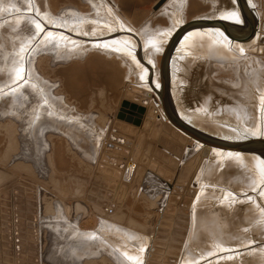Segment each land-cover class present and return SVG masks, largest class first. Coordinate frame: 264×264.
<instances>
[{
    "label": "rangeland",
    "instance_id": "374dc122",
    "mask_svg": "<svg viewBox=\"0 0 264 264\" xmlns=\"http://www.w3.org/2000/svg\"><path fill=\"white\" fill-rule=\"evenodd\" d=\"M158 1L0 0V264H18L15 188L24 199L21 219L26 221L33 209L38 217L35 264H264V226L258 223L264 225L262 175L236 156L225 155L227 160L218 154L220 149L203 144L193 148L198 141L167 119L146 132L128 128L129 123L122 127L104 115H113L119 101L135 94L129 86L145 88L139 66L126 53L91 39L113 33L108 27L114 22L118 28L116 15L136 35L158 41L178 20L217 21L233 13L243 18L237 0H166L154 9ZM252 1L255 11L251 8L249 18L253 22L257 15L258 34L248 39L250 44L241 40L239 57L228 56L235 51L228 43L211 49L212 57H205L202 45H196L201 54L177 59L173 81L170 77L183 112L198 116L199 127L217 137L228 134L225 124L249 128L261 119L264 124V0ZM249 18L247 25L239 22L243 26L232 31L234 36H248ZM160 43L140 52L144 62L152 61V77L158 83L168 46ZM158 108L162 112V106ZM113 128L125 129L126 137L139 143L136 175L127 184L115 173L123 169L101 162L92 167L91 157L82 156L83 147H96L99 139L101 159ZM130 148L126 162L134 145ZM100 164L106 169L99 172ZM166 177L173 187L183 185L181 198L190 199L188 207L169 199ZM257 186L263 193L256 198L252 191ZM231 191L239 197L235 201L230 200ZM106 204H113V210L107 206L106 213ZM23 226L21 264H32V241Z\"/></svg>",
    "mask_w": 264,
    "mask_h": 264
},
{
    "label": "water",
    "instance_id": "95a60500",
    "mask_svg": "<svg viewBox=\"0 0 264 264\" xmlns=\"http://www.w3.org/2000/svg\"><path fill=\"white\" fill-rule=\"evenodd\" d=\"M166 0H159L155 5L154 9H158L163 3H165ZM239 10L243 16V23L248 24L249 21L247 19L250 17V14L252 13V9L248 5L246 0H237ZM250 20V19H249ZM257 15L255 17V20L251 23L250 20V31L247 37H240V36H234L232 34V31L239 30L243 25L228 23L222 20L217 21H210V20H194L191 22L186 23L182 28L178 29L171 39L169 45L167 48L163 51L161 56V62H160V77H161V89L158 91V95L161 100V106H162V112L153 104H149V99L152 97V92L147 91L142 88H138L136 86H129V90L132 92H135L134 95L127 94L125 98L122 99L120 102V105L115 112L114 117L118 121H124L126 123L132 124L136 127H141L142 131H150L153 123H161L163 124L164 120L167 119L170 125H172L177 131H181L184 134L188 135L189 137L193 138L194 140L198 141L199 144L207 145L216 149H220L223 151H230V152H254L258 154L264 155V139L258 138V139H252V140H245V141H226L224 139H220L217 136H214L213 134L203 132L199 129H196L195 127H192L191 125L185 123L180 115L177 112L175 101L173 100L171 89H170V60L173 55L174 49L177 46V44L182 39L183 33L191 29L193 27L198 26H210V25H216L223 29L229 37L233 39H250L252 35L254 34L255 29L257 28L256 24ZM242 40V41H243ZM143 96V98H141ZM150 105V106H149ZM163 113V114H162ZM155 121V122H154ZM170 125H166L167 127H170ZM126 128V127H125ZM109 140L117 142L120 145H124L125 147H132L134 145V150L126 163V157L129 154V151L127 149H122L119 146H113L111 144H107V149L104 151V155L101 157L100 161L101 163H109L111 165H114L118 167L119 169H124V172L121 173L120 171H116V176H122L123 184H127L130 182L133 177L136 175L137 170V157L136 154L139 150V143L133 142L132 138H127L124 131H120L116 128L111 129L109 135ZM112 151V152H111ZM114 152V153H113ZM114 154V155H112ZM112 156V159L110 158ZM106 168L103 164H100L98 166V171H103ZM100 174V173H99ZM135 174V175H134ZM166 181L168 184V187L172 190V195H170L171 200L180 203V205L188 207L190 199L189 198H181V193L184 192V187L181 184H177V186L173 187V185L169 182L171 181V178L166 177ZM117 180V179H116ZM20 183H23L24 185L29 186L31 189H35V186L32 184H29L28 182H25L23 180H19ZM188 193L190 195L194 194V189L189 188ZM10 192H6V196L8 198ZM21 192L15 188L14 190V221H15V250L16 256H17V263L21 264L23 261L24 251V240L21 239V237L24 236L22 233L24 229V224L27 225V231L29 235H27V239L29 241L30 250L29 251V260H32L35 264V262L38 261L37 257L35 256L37 254L35 248H37V244L35 241L37 240V234H38V217L36 215L35 209H33V215H28V218L26 221L21 219V211L23 208L24 199L21 196ZM35 193H32V197H35ZM9 202L7 201V204ZM33 204H35L34 201H32ZM109 206L111 210H113L114 205H105L106 207ZM173 207L168 206L167 210H171ZM188 211V210H186ZM185 211V212H186ZM10 225V224H9ZM9 233H11V230L9 229ZM9 241L12 240V238H8ZM7 246L9 248H12V243H7ZM156 250L155 247L152 248V253L150 254V257H154Z\"/></svg>",
    "mask_w": 264,
    "mask_h": 264
},
{
    "label": "bare ground",
    "instance_id": "6f19581e",
    "mask_svg": "<svg viewBox=\"0 0 264 264\" xmlns=\"http://www.w3.org/2000/svg\"><path fill=\"white\" fill-rule=\"evenodd\" d=\"M248 2H249V6H250V8H252V9H254V7L252 6L253 5V1L252 0H248ZM255 4V3H254ZM111 9V8H110ZM239 9V8H238ZM240 11V10H239ZM254 11H255V9H254ZM235 12V11H234ZM113 13H115V12H113ZM229 14V13H228ZM231 14V13H230ZM234 14V15H233ZM232 15H230V16H225V17H223V19H218V20H222V21H225V22H228V23H233V24H238L239 25V22H242L243 21V18H241V16H240V14H236V13H233ZM236 14V15H235ZM115 15V14H114ZM227 15V14H226ZM50 18V17H49ZM116 18L118 19V28L117 29H115L114 27H117V26H112L113 25V23H111L110 25H109V27L108 28H112L111 30H113V33H111V34H109V35H106V36H97V35H95V36H97V38H91V39H93V40H101V41H104L105 43H107V44H111V46L113 45L115 48H117L119 51H120V53H126V56L135 64L136 63V65L137 66H139V68H140V71H141V75H142V83L144 84L143 86L145 87H143L144 89H146L147 91H151L153 94H152V97L149 99V101H150V103L149 104H153V105H155L157 108L158 107H161V100H160V97H159V93H158V91H159V89H161V83H158L157 82V80L156 79H153V73H152V71H151V65H152V61L149 59L147 62H144V60H143V58H142V53H140V52H142V51H144V49H145V47L146 46H151V45H158L160 42V44H164V45H169V43H170V41H171V39L173 38V36L175 35V33H176V31L178 30V29H180V28H182L184 25H185V23H183V21L182 20H178V22H176V25L173 27V29L171 30V31H169V32H165V33H162L161 35L163 36V40H159L158 41V39L157 40H155L154 38H151V39H147L146 38V40H145V38L143 37V36H138V35H136V33H134L133 31H132V29L129 27V26H127L126 25V23L124 22V21H122L121 20V18H119V17H117V15H116ZM219 18H221V17H219ZM205 19V18H204ZM237 19V20H236ZM250 19V18H249ZM251 20V19H250ZM211 21H213V20H211ZM214 21H216V20H214ZM236 21H238V22H236ZM109 22H111V21H109ZM252 23V22H251ZM43 27V26H42ZM105 28V27H104ZM107 28V27H106ZM258 28V27H257ZM44 30H46L47 32H49L50 34H53L54 35V33H57V32H55V31H52L51 29H47V27H45V29ZM110 30V31H111ZM114 30H117V31H114ZM64 31V30H63ZM250 31V30H249ZM44 33H45V31H44ZM43 34V33H42ZM65 33H63V32H58V35H60L61 37H64L65 35H64ZM255 34V35H254ZM254 36H253V40H255V38L257 37V32H256V30H255V32H254ZM89 37V36H88ZM90 38V37H89ZM199 39V40H198ZM148 40V41H147ZM151 40V41H150ZM241 40H243L242 38H240V39H233V38H231V37H229V35L223 30V29H221L220 27H218V26H216V25H210V26H201V27H193V28H191V29H188V30H186L184 33H183V35H182V39L180 40V42L177 44V46L175 47V49H174V52H173V55H172V57H171V60H170V74H171V80L173 79V75H174V73H175V69H174V67L176 66L175 65V63H177V59H180L181 57H183L184 55H192L193 57H194V55H196V54H198V52H200V49H198L197 50V48H196V45H200V47H201V45H202V50H201V52H202V54H204L205 55V57L207 56H213L212 55V53L210 52V50L212 49V50H216V48L217 47H219L218 45L219 44H222V43H220V42H223V43H228L235 51H233V52H230V53H228L229 55V57H239L240 55H241V53H243V52H238L240 49H242L244 46L241 44L242 42H241ZM251 40V39H250ZM250 40H246V42L247 41H249V44H250ZM100 42V41H99ZM127 42V43H126ZM130 42H135V43H133L134 45H133V48H131V49H129V51H128V45L130 44ZM244 42V41H243ZM31 45V44H30ZM207 45V46H206ZM244 45H246V44H244ZM108 46V45H107ZM139 47L138 49L136 48V47ZM162 46V45H161ZM32 47H34V46H32ZM157 47V46H156ZM198 47V46H197ZM109 48V47H108ZM114 48V49H115ZM162 48H164V47H162ZM246 48V47H245ZM27 49H30V46L28 47L27 46ZM111 49H113V47L111 48ZM230 49V48H229ZM243 50V49H242ZM242 50H240V51H242ZM29 51V50H28ZM32 51V50H31ZM162 51V50H161ZM160 51V52H161ZM25 52H27V50L25 51ZM201 52L199 53V54H201ZM23 53V52H22ZM146 53V52H145ZM26 54V53H25ZM27 55H28V52H27ZM27 55H26V57H27ZM149 55V54H148ZM227 56V57H228ZM26 57H25V59H26ZM149 57V56H148ZM193 57H191V58H193ZM196 57L197 56H195V58H193V60L194 59H196ZM202 57V56H201ZM28 58V57H27ZM149 58H151V57H149ZM29 59V58H28ZM182 59V58H181ZM231 59V58H230ZM147 60V59H146ZM188 60V59H187ZM26 61V60H25ZM28 61V60H27ZM26 61V62H27ZM181 61H183V59L181 60ZM194 62V61H193ZM179 64H180V62H179ZM27 66V65H26ZM177 68H178V65H177ZM179 72V71H178ZM177 72V73H178ZM182 73V72H181ZM177 76V75H176ZM156 78V77H155ZM176 79V78H175ZM173 81V80H172ZM176 80H174V82H175ZM176 83V82H175ZM177 83H178V81H177ZM180 83V82H179ZM171 84H172V82H171ZM172 86V88H170L171 89V93H172V97H173V100L175 101V104H176V108H177V112H178V114L180 115V117H181V119L185 122V123H187V124H189V125H191L192 127H195L196 129H199V130H201V131H203V132H206L207 133V131H204V130H202V128H200L199 127V125H201V123L200 122H202V120L201 119H199V117L198 116H195L194 114H186L185 112H183V111H185V110H183V108L178 104V99L179 98H177V95L175 94V91L173 90V85H171ZM262 94H264V93H262ZM155 95H158V98H159V100H158V98H157V96L155 97ZM262 97H264V95L262 96ZM141 98H143V96H141ZM155 99V101H152V100H154ZM257 101H258V99H257ZM182 105V104H181ZM150 106V105H149ZM257 106V105H256ZM263 107V106H262ZM159 109V108H158ZM263 109V108H262ZM259 111V110H258ZM196 112V111H195ZM200 112V111H199ZM220 112V111H219ZM249 112V111H248ZM202 113V112H201ZM257 113V112H256ZM262 113V112H261ZM204 113H202V115H203ZM209 114H210V112H209ZM208 114V115H209ZM214 114V113H213ZM260 114V113H259ZM262 114H264V113H262ZM191 115H193V116H195V117H192ZM244 115V114H243ZM259 116V115H258ZM202 117V116H201ZM215 117V116H214ZM257 117V116H256ZM256 117H255V119H256ZM203 118V117H202ZM229 118V117H228ZM233 118V117H232ZM231 118V119H232ZM263 118V117H262ZM204 119V118H203ZM254 119V121H256ZM214 120V119H213ZM224 120V119H223ZM234 120V119H233ZM215 121H218V120H215ZM226 121V120H225ZM261 122H259L258 124H252V126L251 127H249V128H238V127H236V126H233V125H229V124H225L224 126H225V130L228 132V134H225V135H221L222 137H218V138H220V139H224V140H226V141H245V140H252V139H258V138H261V139H264V124H262L263 123V121H262V119L260 120ZM237 123H239V122H237ZM218 127H220L219 125H217ZM223 126V127H224ZM215 131V130H214ZM181 132V131H180ZM217 133V132H216ZM211 134V133H210ZM214 134V133H213ZM191 140H193L192 138H191ZM196 141V140H195ZM196 146H199V143H195L194 145H193V148H195ZM201 146V145H200ZM196 149V148H195ZM218 150V149H217ZM191 151V150H190ZM214 151V150H213ZM215 152H217V151H214V153ZM220 153H222L224 156L225 155H228L229 157H230V155H233V156H236L237 157V159H235L233 156V158L235 159V160H239L240 162H242L241 164H245V165H249V166H251V167H253V169L257 172V174L259 175V177L261 176V178H259L260 179V188L262 187V186H264V155L263 154H259V156H257L256 154H258V153H255L254 154V152H245V153H242V152H230V151H223L222 150V152L220 151L218 154H220ZM213 155V154H212ZM222 155V156H223ZM216 156H218L217 155V153H216ZM226 157L227 158V160H228V158L229 157ZM220 157V156H219ZM218 157V158H219ZM218 158L216 157V159L218 160ZM225 158V159H226ZM220 159H222V158H220ZM219 159V160H220ZM229 160H232V158L231 159H229ZM235 160H234V162H235ZM220 162V161H219ZM221 162H223V161H221ZM225 162H227L226 160H225ZM232 162V161H231ZM239 162V163H240ZM222 164V163H221ZM243 166V165H242ZM244 167V166H243ZM251 167H249V168H251ZM248 168V167H247ZM249 173H250V171H249ZM203 182V181H202ZM254 182V181H253ZM258 182V181H257ZM257 182H255V183H257ZM249 183H250V181H249ZM201 184V183H200ZM199 184V185H200ZM204 184V183H203ZM259 184V183H258ZM256 185V184H255ZM253 186H254V184H253ZM252 187V186H251ZM255 189H253V191L251 190L252 188H250V190L252 191V193H254V195L256 194V193H259V191H261L262 193H263V189H260L259 190V187L257 186V187H254ZM263 190V191H262ZM231 192H233V191H231ZM248 192V191H247ZM231 194V198H230V200L231 201H235V199L236 198H239V197H235L236 196V194H234V192L233 193H230ZM250 194V193H249ZM264 194V193H263ZM242 195V194H241ZM243 196V195H242ZM246 196V195H245ZM256 196V198H257V195H255ZM261 196H263V198H264V195H262L261 194ZM248 197H253L252 195H250V196H247V199H248ZM233 198H234V200H233ZM255 198V200L256 201H254V202H257V199ZM259 198V197H258ZM261 199H262V197H260ZM242 199V198H241ZM245 199V198H244ZM253 199V198H252ZM261 199H259V200H261ZM238 200V199H237ZM236 200V201H237ZM258 200V201H259ZM239 201H241V200H239ZM242 201H246V200H242ZM248 201H249V199H248ZM253 201V200H252ZM262 201H264V200H262ZM226 202V201H225ZM252 205V204H251ZM258 206H259V204H258ZM257 206V207H258ZM252 207V206H251ZM254 210V209H253ZM252 210V211H253ZM256 211V210H255ZM262 212H263V210H262ZM258 213V212H257ZM255 214V213H254ZM264 216V215H263ZM262 216V217H263ZM259 220V219H258ZM263 221V220H262ZM255 223H257V222H255ZM258 223H260V227L259 228H261V227H263L264 225H262L261 226V224H263L262 222H258ZM257 225V224H256ZM246 230V229H245ZM247 232V231H246ZM248 235V234H247ZM245 236V235H244ZM247 237V236H246ZM246 240V239H245ZM249 241V240H248ZM247 242V241H246ZM243 243V242H242ZM245 243V242H244ZM254 244H256V243H254ZM253 244V245H254ZM258 244V243H257ZM240 245V244H239ZM238 245V246H239ZM251 246V245H250ZM257 246V245H256ZM249 247V246H248ZM255 247V246H254ZM222 248H224V247H222ZM227 247H225L224 249H226ZM231 248H233V247H231ZM230 248V249H231ZM244 248V247H243ZM246 248V247H245ZM262 248V247H261ZM223 249V250H224ZM234 249L236 250V246L234 247ZM253 249V248H252ZM254 249H256V250H258V247L257 248H254ZM264 249V248H263ZM263 249H262V251H263ZM220 250H222V249H220ZM240 250V249H239ZM255 250V251H256ZM229 251V250H228ZM231 251V250H230ZM255 251H253V252H255ZM259 251H261V249L259 248ZM222 252H226V250H224V251H222ZM241 252V251H240ZM245 252V251H244ZM237 253V252H236ZM248 253V250H247V252H246V254ZM249 253H251V251H249ZM264 253V252H263ZM220 254V253H219ZM232 254H234V253H232ZM242 254H244L243 252H242ZM261 254V253H260ZM223 255H225V254H223ZM229 255V254H228ZM227 255V256H228ZM231 255V254H230ZM237 255V254H236ZM254 255H256V254H254ZM233 256V258H234V256H235V254L234 255H232ZM238 256V255H237ZM239 257V256H238ZM260 257H263V256H261L260 255ZM224 258H226V256L224 257ZM223 258V259H224ZM229 258H231L232 259V257L231 256H229ZM209 259V258H208ZM226 259H228V257L226 258ZM238 259V258H237ZM240 259V258H239ZM222 260V259H221ZM211 262H212V260H210ZM210 261H207V264H211V262ZM209 262V263H208ZM239 262V261H238ZM237 263V262H236ZM241 263V262H240Z\"/></svg>",
    "mask_w": 264,
    "mask_h": 264
},
{
    "label": "crops",
    "instance_id": "0c3cea01",
    "mask_svg": "<svg viewBox=\"0 0 264 264\" xmlns=\"http://www.w3.org/2000/svg\"><path fill=\"white\" fill-rule=\"evenodd\" d=\"M120 102L121 101H119L118 102V104H116V107H115V109H114V113H113V115H109V114H107V112L104 114V115H108L110 118H106L107 120L108 119H110V122L111 121H116V122H121V123H123V125H122V127L123 126H126V122H124V121H118V120H116V118L114 117V115H115V112L117 111V109H118V107H119V105H120ZM110 107H111V105H110ZM128 126H130V127H128V128H130L131 129V127L132 128H135L136 126H133L132 124H128ZM122 127H121V129L120 130H122ZM136 128H139V127H136ZM107 132H108V130H107ZM124 132H125V135H126V130L124 129ZM109 133V132H108ZM109 135V134H108ZM102 136H104V134H102ZM95 143H96V141H95ZM107 144H111V145H113V146H119V147H121L122 149H127L128 151H130V149L131 148H128V147H125L124 145H120V144H118L117 142H114V141H108V142H106ZM101 144V140H97V146L95 147H90L89 148V146L88 145H86L85 147H83V153H82V156L83 157H85L86 158V155H88V156H90L91 158V160H92V167L95 165V167L98 165V163L99 162H101L100 161V155H101V151L102 150H100L99 149V145ZM111 158V157H110ZM129 159V158H128ZM127 162H128V160H127ZM126 162V163H127ZM114 169H116V168H114ZM121 171V173H123L124 172V169L123 170H120ZM105 212H106V210H105ZM107 213V212H106Z\"/></svg>",
    "mask_w": 264,
    "mask_h": 264
},
{
    "label": "built area",
    "instance_id": "2783aa9c",
    "mask_svg": "<svg viewBox=\"0 0 264 264\" xmlns=\"http://www.w3.org/2000/svg\"><path fill=\"white\" fill-rule=\"evenodd\" d=\"M109 211H112V210L109 208Z\"/></svg>",
    "mask_w": 264,
    "mask_h": 264
}]
</instances>
